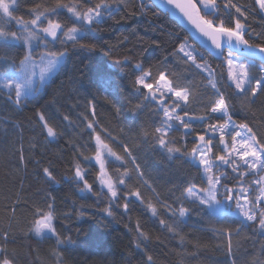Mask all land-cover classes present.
Here are the masks:
<instances>
[{
	"label": "trees",
	"instance_id": "obj_1",
	"mask_svg": "<svg viewBox=\"0 0 264 264\" xmlns=\"http://www.w3.org/2000/svg\"><path fill=\"white\" fill-rule=\"evenodd\" d=\"M235 2L248 10L247 19L242 21L247 28L246 38L259 43V36L256 39L250 36L261 22L254 0ZM35 3L50 5L54 0H21L20 10L15 14L31 19L29 12ZM124 3L127 7H122L115 19L106 16L98 30L89 34L88 42L96 45L95 51L67 46L63 71L35 98L17 106L6 92L0 91V231L10 233L6 247L16 253V264H56L53 249L62 253V264H146L147 255L153 257L152 264H264V234L254 225H242L236 216L210 220L193 211L180 224L181 240L159 223L160 219L169 223L175 219L162 205L157 204V216L147 209V204L156 203L157 199L175 206L182 200L183 189L198 182L200 174L186 159L170 157L156 144L152 135L159 126L156 105L144 101L133 86L141 74L135 64L151 68L153 76L163 69L182 84L191 82L197 90L195 106L204 95L211 96L212 90L205 88L206 74L185 63L179 53V44L187 42L216 70L221 90L226 95L234 94L228 87L222 59L210 55L167 13L149 0H124ZM59 18L66 24L72 23L65 11ZM10 27L16 30L18 26ZM23 54L21 47L0 50L4 56L19 58ZM116 59L124 61L123 73L113 67ZM232 102L238 110L233 118L249 123L258 136L264 135V95L256 98L250 113L239 111V99ZM140 103L145 106L137 109ZM38 112H43L61 133L55 140L46 137ZM65 116L71 124L64 120ZM88 121L125 158L124 162L110 159L107 165L110 173L116 167L130 170L127 188L119 186L121 193L136 188L141 192L140 199L127 198L126 211L122 207L124 198L110 200V194L99 185L98 166L79 156L80 151L90 156L94 150L91 130L86 129ZM179 136L176 133L177 139ZM123 145H127L131 156L124 153ZM75 159L87 170L86 178L96 194L82 193L79 190L82 184L71 178ZM43 167L53 168L60 183L49 181L42 173ZM49 195L54 201L48 199ZM46 202L54 203L57 231L63 237H71L73 243L57 248L55 237L50 234L38 237L30 231L34 206L44 207ZM109 206L112 216L105 211ZM81 212L84 214L80 215ZM214 229H231V253L227 251L228 234ZM140 230L148 239L139 236ZM138 242L140 248L136 247Z\"/></svg>",
	"mask_w": 264,
	"mask_h": 264
},
{
	"label": "snow or ice",
	"instance_id": "obj_2",
	"mask_svg": "<svg viewBox=\"0 0 264 264\" xmlns=\"http://www.w3.org/2000/svg\"><path fill=\"white\" fill-rule=\"evenodd\" d=\"M20 2L0 0V50L24 49L19 58L0 55V91L6 92L17 106L35 98L63 71L68 45L95 51L96 45L88 42L89 34L98 30V25L104 22L106 16L115 19L122 7H127L124 0H87L86 3L84 0H54L50 5L35 3L29 12L31 19H25L15 14L20 10ZM165 3L179 10L198 34L210 41L212 50L209 54L222 59L228 87L234 95H226L221 90L216 70L187 42L179 44V53L185 63L207 74L205 88L212 90L211 96L204 95L195 106L193 101L197 99L194 95L197 90L191 82L182 84L178 79L170 78L172 74L163 69L153 76L151 68L145 69L139 62L135 64V69L141 74L136 77L133 86L144 101L156 105L159 126L152 133L156 144L170 157L186 159L200 174L198 182H191L183 189L182 200L178 198L180 202L175 206L157 199L156 203L149 202L147 209L151 215L157 216V204L162 205L175 219L172 223L160 219L159 223L170 233L180 236L181 240L180 224L186 222L193 211L198 216L203 213L210 220L236 216L242 225H254L264 234V135L258 136L249 123L237 122L233 118L238 110L232 102L234 98L239 99V111L250 113L256 98L264 95V43H251L246 38L247 28L242 21L247 19L248 10L235 0H165ZM254 4L259 12L264 13V0H254ZM62 11L69 15L71 24L59 18ZM12 24L18 26L16 30L11 29ZM113 67L121 73L125 71L124 61L119 59L113 61ZM144 106L143 103L137 104V109ZM91 107L94 115V105ZM37 116L47 138L55 140L61 135L43 112H38ZM84 119L87 120V117ZM64 120L72 123L68 116ZM86 129L95 133L94 137L90 133V139H94V150L90 156L80 151L79 156L88 163L98 165L96 180L99 185L107 189L110 200L124 198L122 207L126 211L129 206L127 198L134 196L140 199L141 192L136 188L121 193L119 186L127 188L126 180L131 179L130 170L116 167L110 173L107 167L110 159L124 162L125 158L101 138L92 121L86 123ZM176 133H180L179 139ZM108 135L111 136V133ZM122 147L124 153L131 156L127 145ZM20 154L23 162L22 146ZM136 169L139 170V165ZM72 171L71 178L82 184L79 190L82 193L93 192V185L86 178L87 170L79 159L73 161ZM42 173L49 181L60 183L53 168L43 167ZM139 175L142 177L143 173ZM48 199L54 201L55 198L49 195ZM105 211L109 216L113 215L111 206ZM55 221L54 203L46 202L44 207L34 206L30 231L38 237L46 234L55 237L57 248L64 243H73L71 237L61 236ZM137 227L139 229V225ZM214 230L228 234L227 251L231 253V229ZM9 234L8 230L0 231V264H16V253L6 247ZM139 236L148 239L142 230ZM136 247H141L139 242ZM52 255L56 264H62L60 251L53 249ZM152 262L153 257L147 255L146 264Z\"/></svg>",
	"mask_w": 264,
	"mask_h": 264
},
{
	"label": "water",
	"instance_id": "obj_3",
	"mask_svg": "<svg viewBox=\"0 0 264 264\" xmlns=\"http://www.w3.org/2000/svg\"><path fill=\"white\" fill-rule=\"evenodd\" d=\"M152 5H154L158 10L163 13H167L171 18H173L178 25L200 46H202L208 53L212 50L210 46V41L207 38L202 37L198 34L197 30L187 21L185 17L179 12V10H174L170 5L165 3V0H149ZM212 56H215L214 54ZM218 58V57H217ZM259 63V59H257ZM47 235V234H46Z\"/></svg>",
	"mask_w": 264,
	"mask_h": 264
},
{
	"label": "rangeland",
	"instance_id": "obj_4",
	"mask_svg": "<svg viewBox=\"0 0 264 264\" xmlns=\"http://www.w3.org/2000/svg\"><path fill=\"white\" fill-rule=\"evenodd\" d=\"M259 12V11H258ZM259 15H260V18H261V22H260V24H258L257 26H256V28H255V31H254V33L253 34H251L250 36L251 37H253L254 39H256L255 38V36H256V34H260L259 35V39L257 40L259 43H264V13H261V12H259ZM206 74V73H205ZM207 75V74H206ZM153 87H155V86H153ZM112 159H114V158H112ZM98 166V165H97ZM106 191H107V189L106 188H104ZM258 194V193H257ZM251 196V195H250ZM237 218H239V217H237ZM240 219V218H239Z\"/></svg>",
	"mask_w": 264,
	"mask_h": 264
}]
</instances>
